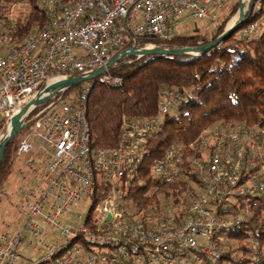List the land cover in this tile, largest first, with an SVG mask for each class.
<instances>
[{
  "label": "built area",
  "instance_id": "built-area-1",
  "mask_svg": "<svg viewBox=\"0 0 264 264\" xmlns=\"http://www.w3.org/2000/svg\"><path fill=\"white\" fill-rule=\"evenodd\" d=\"M221 1L42 0L48 17L44 27L19 43L12 42L8 32L0 34L3 125L51 84L92 76L77 85L49 91L44 95L48 100L32 104L23 116L15 155L29 156L34 182L6 193L16 198L13 207L21 220L16 225L2 222L0 264H221L222 251L217 245L224 240L221 232L240 223L244 214H218L217 206L227 209L237 203L238 195L264 191V180L249 184L248 179L239 184L245 164L240 138L247 137L257 146L264 164V128L230 133L214 128L210 135L213 144L206 137L198 138L190 145L191 158L184 146H170L151 162V175L165 184L176 183L184 176L181 163L187 159L189 171L197 178L191 183L197 189L191 191L192 198L185 206L172 202L176 207H171L160 195L146 210H137L127 191L145 154L147 139L159 127L162 116L179 104L180 95L161 87L158 114L125 119L121 143L113 150L90 146L86 118L93 82L120 84L122 78L110 71L112 66L122 59L131 63V57L145 56L133 47H160L152 42L139 45L140 38L170 40L180 33L184 20L215 19ZM254 29L255 24L247 26L242 36L248 38ZM120 52H124L122 57L107 67ZM96 187H100L99 200L86 222ZM84 203L88 208L82 218ZM183 211L186 214L180 215ZM27 236L37 252L30 263L21 253Z\"/></svg>",
  "mask_w": 264,
  "mask_h": 264
},
{
  "label": "trees",
  "instance_id": "trees-1",
  "mask_svg": "<svg viewBox=\"0 0 264 264\" xmlns=\"http://www.w3.org/2000/svg\"><path fill=\"white\" fill-rule=\"evenodd\" d=\"M12 1L24 0H0V34L8 32L11 41L19 43L30 32L44 27L48 17L37 4L38 0H25L30 5L28 15L23 19H10L6 10ZM68 1L71 0H64ZM257 1L259 4L255 8ZM236 9L234 4L228 17ZM227 18L208 38L202 33H179L167 41L140 38L138 44L152 42L168 49L201 46L223 32ZM251 24H255L252 34L248 38L242 36V30ZM227 26H231L229 22ZM236 33L240 34L235 36ZM144 57L133 56L131 63L122 62V59L110 68L113 74L121 76L120 84L93 82L86 106L90 146L113 150L121 143L125 119L150 118L158 114L161 87L172 88L180 95L179 104L162 116L159 127L147 139L145 154L127 191L131 206L137 210H146L160 195L172 198L173 204L179 203L178 195L186 185L183 177L176 183L165 184L154 178L149 170L151 162L170 146H184L186 156L191 158L190 145L205 131L214 128L229 131L236 126L240 130L264 128V0H252L241 23L208 51L195 55L157 54L147 60H143ZM2 125L0 121V129ZM11 146L12 141L6 145L0 161V185L10 172ZM199 155L197 152L196 156ZM188 161L181 163L182 172L196 180L195 174L189 171ZM255 169L244 164L239 184L250 179ZM198 183H201L199 177ZM152 187L156 188L154 193L145 195ZM99 196L100 187H96L90 197L86 222ZM237 197V203L227 209L217 206L218 214H244L240 223L221 232L226 239L217 242L222 251L221 264H264V191ZM185 214L184 211L180 213ZM228 239L233 244H228Z\"/></svg>",
  "mask_w": 264,
  "mask_h": 264
},
{
  "label": "rangeland",
  "instance_id": "rangeland-1",
  "mask_svg": "<svg viewBox=\"0 0 264 264\" xmlns=\"http://www.w3.org/2000/svg\"><path fill=\"white\" fill-rule=\"evenodd\" d=\"M250 0H245L244 4H243V11L247 8L248 3ZM252 1V0H251ZM37 4L41 7V0H38ZM236 4L237 5V9L236 11L228 17L230 11H231V7ZM241 4V0H223L220 2V6L217 7V17L215 19H206L202 22H197V21H190V20H184L182 27L179 29V32L182 34H198V33H202L203 35H205L207 38L210 37L212 34L215 33L218 25L225 20L227 17V21L225 23V27H229L227 26V23L229 22V25H233L235 23H237L236 18H237V11L240 7ZM257 3H255V8H257ZM30 7L29 3L24 1H12L10 2V4L7 7V15L10 19H23L24 17H26L28 15V8ZM224 27V28H225ZM240 33H236L235 36H238ZM155 55L157 54H153V53H149L147 55H145V57L143 58V60H147L150 58H153ZM6 125H2L1 129H0V134L4 131ZM8 128V126H7ZM6 128V130H7ZM239 127L236 126L233 129H230L229 131H226L227 133L231 132V131H235V132H241L240 129H238ZM5 130V131H6ZM240 130V131H239ZM4 131V132H5ZM3 132V133H4ZM2 133V134H3ZM21 130L12 138V146H11V158H12V163L14 162V160L16 159V162L19 159H22V157L18 158L15 155V149H16V145L17 142L19 140V138L21 137ZM211 135V131H205L203 133V135H201L199 138H207V142L209 144H213L214 142V138ZM225 137V136H223ZM10 141V142H11ZM240 144H244L245 146V151H244V163L248 165V167H255L256 169L254 170L253 173H251V177L249 180V184H255L258 181H260V179H264V164H261L260 161V152L259 149L257 148V146L255 144H251L249 143V140L247 137H241L240 138ZM201 151V150H200ZM199 153V150H198ZM206 152H204L205 155ZM200 154V153H199ZM25 161V160H24ZM15 162L14 166L17 167V163ZM36 162L38 163V160H36ZM11 163V164H12ZM184 180L186 181V185L188 186V189L186 190V185H185V190H183L179 195V202H182V206L187 205L191 198H192V190L197 189L196 185L191 183V181H193L192 179H190V177L187 174H184L183 176ZM13 177H6L5 181H8V184L11 183V181L13 180ZM4 182H2V184L0 185V218H2V220H10V219H20L19 214L17 213V211L14 209L13 207V202L14 200L8 199V198H4V195H6V189L3 188L4 186ZM15 186L10 185L9 189H15ZM192 187V188H191ZM200 187H198V191ZM7 197V196H6ZM172 198H165V202H167V205H172ZM82 207L84 208V213L82 215V218L85 216L87 208H88V203H84V205H82ZM171 207H176L174 205H172ZM13 222H15L13 220ZM222 239H224L223 241H226L225 237H222ZM221 239V240H222ZM228 244L231 243V240L228 239ZM233 244V243H231ZM29 263L32 262L33 259H35L36 257H29ZM32 258V260H31Z\"/></svg>",
  "mask_w": 264,
  "mask_h": 264
},
{
  "label": "water",
  "instance_id": "water-1",
  "mask_svg": "<svg viewBox=\"0 0 264 264\" xmlns=\"http://www.w3.org/2000/svg\"><path fill=\"white\" fill-rule=\"evenodd\" d=\"M251 0L248 3L247 8L242 11L240 17L237 20V23L233 24L232 26L225 27L223 32L219 34L214 40L211 42H208L204 45L201 46H185V47H180V48H174V49H168V48H162V47H157V48H141V47H133L132 50H135L139 52L142 55H147L149 53L153 54H158V55H178V54H189V51L191 50H198V54L203 53L205 51H208L210 48L213 46L219 44L226 36H228L236 27L238 24L241 23V21L244 18V15L248 11L249 6L251 5ZM239 9H241V4ZM124 52H120L117 55L113 56L106 64L107 67L112 66L117 60H119ZM92 76H83V77H71L65 80H61L58 82H55L48 86L45 90L41 91L39 94H37L32 100H30L28 103H26L21 110L12 116L10 119V126H11V131L10 133L4 137L1 138L0 134V161L3 158L4 150L6 145L12 140V138L22 129V120L25 112L30 108V106L34 103H43L46 100H48L49 97H44L46 93L49 91L55 90L56 87L58 86H73L77 85L81 82H84L86 80L91 79Z\"/></svg>",
  "mask_w": 264,
  "mask_h": 264
},
{
  "label": "crops",
  "instance_id": "crops-1",
  "mask_svg": "<svg viewBox=\"0 0 264 264\" xmlns=\"http://www.w3.org/2000/svg\"><path fill=\"white\" fill-rule=\"evenodd\" d=\"M28 157H29L28 155H25V156L22 157V159H19L17 162H16V159H15L14 162L11 164L10 172H9L7 177H13L14 179L9 184H8V181L4 182L3 188L6 189V193L7 192H13V191L17 190L19 187H22V186L25 187V186H27V185H29V184L34 182V175L30 171L29 165L27 163V158ZM15 162L17 163L16 164L17 167L14 166ZM10 185L15 186L14 187L15 189H13V190L9 189ZM4 198L5 199L8 198V199L14 200V202L16 200V198H14V197L13 198H9V197H6V195H4ZM13 220L15 222H13ZM20 220H21V218L18 219V220L17 219H10V220L7 219V221H9V223H12V225H14V224L16 225ZM3 221H6V220H2V218H0V228H4V226H2V222ZM30 240H31V237L27 236L24 239V245L21 248V253L26 258L37 256V252L34 251L33 247L29 244Z\"/></svg>",
  "mask_w": 264,
  "mask_h": 264
},
{
  "label": "bare ground",
  "instance_id": "bare-ground-1",
  "mask_svg": "<svg viewBox=\"0 0 264 264\" xmlns=\"http://www.w3.org/2000/svg\"><path fill=\"white\" fill-rule=\"evenodd\" d=\"M244 1L245 0H241V9H238V11H237V18L236 19H238L240 17V15H241V13L243 11ZM153 48H157V47H153ZM198 52H199L198 50H191V51H189V54L195 55V54H198ZM10 131H11V126H10V124H8L7 130L3 134H1V138L6 137L10 133Z\"/></svg>",
  "mask_w": 264,
  "mask_h": 264
}]
</instances>
